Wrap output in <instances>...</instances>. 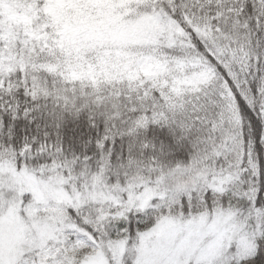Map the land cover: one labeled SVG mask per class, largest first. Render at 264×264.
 <instances>
[{
    "label": "snow or ice",
    "instance_id": "obj_1",
    "mask_svg": "<svg viewBox=\"0 0 264 264\" xmlns=\"http://www.w3.org/2000/svg\"><path fill=\"white\" fill-rule=\"evenodd\" d=\"M0 264H264V0H0Z\"/></svg>",
    "mask_w": 264,
    "mask_h": 264
}]
</instances>
